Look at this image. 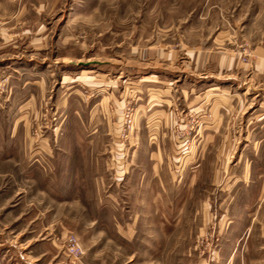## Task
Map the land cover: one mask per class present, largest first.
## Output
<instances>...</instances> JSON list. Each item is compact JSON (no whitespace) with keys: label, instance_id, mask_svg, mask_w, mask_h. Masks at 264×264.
Here are the masks:
<instances>
[{"label":"rangeland","instance_id":"1","mask_svg":"<svg viewBox=\"0 0 264 264\" xmlns=\"http://www.w3.org/2000/svg\"><path fill=\"white\" fill-rule=\"evenodd\" d=\"M0 264H264V0H0Z\"/></svg>","mask_w":264,"mask_h":264},{"label":"built area","instance_id":"2","mask_svg":"<svg viewBox=\"0 0 264 264\" xmlns=\"http://www.w3.org/2000/svg\"><path fill=\"white\" fill-rule=\"evenodd\" d=\"M78 246V242L74 237L69 238V240L67 241V250H69V252H71L75 256L80 253Z\"/></svg>","mask_w":264,"mask_h":264},{"label":"crops","instance_id":"3","mask_svg":"<svg viewBox=\"0 0 264 264\" xmlns=\"http://www.w3.org/2000/svg\"><path fill=\"white\" fill-rule=\"evenodd\" d=\"M40 246H42V243L40 244Z\"/></svg>","mask_w":264,"mask_h":264}]
</instances>
